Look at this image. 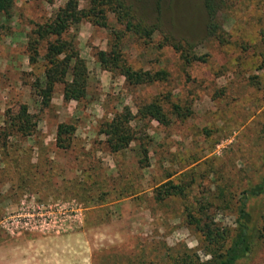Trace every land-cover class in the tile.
Masks as SVG:
<instances>
[{
    "label": "rangeland",
    "instance_id": "374dc122",
    "mask_svg": "<svg viewBox=\"0 0 264 264\" xmlns=\"http://www.w3.org/2000/svg\"><path fill=\"white\" fill-rule=\"evenodd\" d=\"M65 1L14 0L8 15L0 17V128L6 112L21 103L36 120L30 137L9 140L15 147L4 149L7 156L0 149L5 162H0V218L21 201L73 199L81 206L80 222L61 233L11 235L0 227V264H172L183 251L194 261L208 258L198 232L184 218L183 202L207 203L216 224L232 229L243 190L264 177V0H225L217 12L222 42L206 34L201 0H127L135 15L156 29L147 43L125 33L126 60L135 68L167 72L166 80L136 86L96 61L95 51L108 47L109 28L85 20L72 23L62 37L84 59L85 96L65 101L61 85L55 84L44 106L31 85L43 70L44 45H38L36 61L29 65L26 35ZM108 22L120 28L111 15ZM164 35L199 58L186 62ZM157 93H168L190 113H169L168 124L134 116L136 135L149 137L143 142L145 167L138 162L136 141L109 153L99 132L101 121L123 105L135 113L138 103ZM163 106L169 111V103ZM58 122L75 125L70 148L54 144ZM26 166L27 176L20 178L18 169ZM166 179L187 184L185 200L152 198L153 185ZM128 183L135 194L116 197ZM245 204L256 220L264 193L248 196ZM235 264H264V241Z\"/></svg>",
    "mask_w": 264,
    "mask_h": 264
},
{
    "label": "trees",
    "instance_id": "16d2710c",
    "mask_svg": "<svg viewBox=\"0 0 264 264\" xmlns=\"http://www.w3.org/2000/svg\"><path fill=\"white\" fill-rule=\"evenodd\" d=\"M79 1H84V5L79 6ZM13 3L14 0H0V17L8 15ZM201 3L206 15V34L220 42L224 41V31L217 12L224 7L225 0H201ZM109 15L113 17L115 23L120 25V28L115 29L109 25ZM80 20H85L93 26L110 29L108 47L97 49L94 53L101 69L123 76L128 86L150 84L167 79L165 69L135 68L126 60L122 52L121 40L126 32L147 43L156 29V25H148L135 15L131 3L127 0H66L63 6L56 8L53 15L44 21L34 23L26 35L29 65L36 61L38 45L41 42L44 45L41 55L43 70L41 75H36L31 83L42 105L47 106L49 103L55 84L61 85V96L65 101H77L85 96L87 69L84 59L74 49L72 42L62 37L70 24ZM168 37L164 35V42H169L178 50L186 62L199 58L200 55L190 53L188 49H183L181 44L172 42ZM164 102L169 103V111L164 108ZM7 112L2 128H0L1 150L7 149L8 145L15 147V144H10L9 140L28 138L36 128V120L28 111L26 104L21 103L14 112H9V110ZM169 113L183 117L190 113V109L186 107L184 110L171 101L168 93H157L149 100L138 103L135 113H131L128 106H121L120 110L113 113L110 118L101 121L99 132L103 134V141L109 153L125 149L131 142H138L141 150L138 162L141 164L148 158V150L144 144L147 142L145 139L149 137L148 135H136L131 121L136 116L138 119H154L160 124H168ZM74 130L73 123L58 122L55 126V146L62 149L70 148ZM4 154L7 156L5 150ZM0 162L5 164L2 159ZM146 165V163L141 164L142 167ZM30 166L34 164L31 163ZM20 168L18 169L21 174L20 178L27 176L28 167ZM26 170V174H22ZM168 176L170 174L166 177ZM3 182H10V180H3ZM186 186L185 182H173L171 179H166L153 185L151 196L156 202H162L170 196H179L185 200ZM260 193H264V177L253 187L243 190L237 204L236 224L232 229L216 224L214 218L206 212L207 203L204 207L199 202L198 205L183 202L184 218L198 232V241L203 248L204 255H208V258L201 261L197 258L198 261H194L189 253L183 251L178 257L173 258L172 264H235L236 260L248 253L253 246L264 241V209L256 220H252L245 209L247 197ZM133 194L135 192L130 183L122 184L117 190L116 197L121 198Z\"/></svg>",
    "mask_w": 264,
    "mask_h": 264
},
{
    "label": "built area",
    "instance_id": "2783aa9c",
    "mask_svg": "<svg viewBox=\"0 0 264 264\" xmlns=\"http://www.w3.org/2000/svg\"><path fill=\"white\" fill-rule=\"evenodd\" d=\"M29 200V199H28ZM81 206L71 200H30L0 218V227L9 234L31 231L61 233L80 222Z\"/></svg>",
    "mask_w": 264,
    "mask_h": 264
},
{
    "label": "crops",
    "instance_id": "0c3cea01",
    "mask_svg": "<svg viewBox=\"0 0 264 264\" xmlns=\"http://www.w3.org/2000/svg\"><path fill=\"white\" fill-rule=\"evenodd\" d=\"M30 257V256H29ZM28 264H31V261L30 260H28V262H27Z\"/></svg>",
    "mask_w": 264,
    "mask_h": 264
}]
</instances>
